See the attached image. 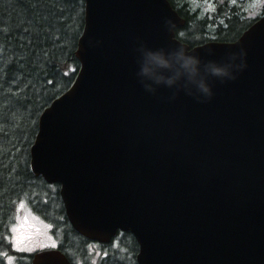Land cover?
<instances>
[{
  "label": "water",
  "instance_id": "1",
  "mask_svg": "<svg viewBox=\"0 0 264 264\" xmlns=\"http://www.w3.org/2000/svg\"><path fill=\"white\" fill-rule=\"evenodd\" d=\"M83 1L80 70L39 116L33 175L59 185L81 237L129 232L136 264H264V16L189 49L167 0ZM30 264L71 263L50 248Z\"/></svg>",
  "mask_w": 264,
  "mask_h": 264
},
{
  "label": "trees",
  "instance_id": "2",
  "mask_svg": "<svg viewBox=\"0 0 264 264\" xmlns=\"http://www.w3.org/2000/svg\"><path fill=\"white\" fill-rule=\"evenodd\" d=\"M167 1L185 21L175 29V38L189 49L233 43L257 19L246 20L226 0L214 3L209 20L200 18L189 1ZM83 15V0H0V264H10L8 257L11 264H30L39 251L19 252L7 241L17 204L24 200L51 227L54 247L71 264H136L138 245L129 232L118 231L107 245L82 238L66 218L59 185L46 183L30 168L39 116L69 89L78 72L75 52ZM91 245L100 253L92 262Z\"/></svg>",
  "mask_w": 264,
  "mask_h": 264
},
{
  "label": "rangeland",
  "instance_id": "3",
  "mask_svg": "<svg viewBox=\"0 0 264 264\" xmlns=\"http://www.w3.org/2000/svg\"><path fill=\"white\" fill-rule=\"evenodd\" d=\"M192 6V10L197 11L200 18L212 19L215 2L223 0H186ZM229 5H236L244 18L248 21L260 17L261 11L264 10V0H226ZM7 241L11 242L13 248L19 252L31 253L35 250L57 245L56 239L51 234V227L41 218L36 216L28 207L26 201H21L17 204L13 223L9 229ZM91 255V262L99 253V248L96 245H91L88 250ZM120 260H125L120 254ZM6 261L11 264V258H6ZM77 264H82L79 260Z\"/></svg>",
  "mask_w": 264,
  "mask_h": 264
},
{
  "label": "clouds",
  "instance_id": "4",
  "mask_svg": "<svg viewBox=\"0 0 264 264\" xmlns=\"http://www.w3.org/2000/svg\"><path fill=\"white\" fill-rule=\"evenodd\" d=\"M146 64L158 66V67H166L167 66V62L159 54H148ZM195 64H196V61L194 59L186 58V59H183V63L181 66L189 74H195V72H196ZM142 72L145 75H149L150 74V68L148 66H145L142 69ZM213 74L221 75V74H223V71L221 69L214 68ZM201 90L206 94L208 93V89L206 87H204L203 85H201Z\"/></svg>",
  "mask_w": 264,
  "mask_h": 264
},
{
  "label": "bare ground",
  "instance_id": "5",
  "mask_svg": "<svg viewBox=\"0 0 264 264\" xmlns=\"http://www.w3.org/2000/svg\"><path fill=\"white\" fill-rule=\"evenodd\" d=\"M81 34H82V33H81ZM78 40H79V39H78ZM77 44H78V43H77ZM77 50H78V46H77V48H76V52H77ZM76 59H77V57H76ZM77 61H78V59H77ZM78 63H79V69H78V71H79V70H80V62L78 61ZM77 73H78V72H77ZM76 75H77V74H76ZM64 93H65V92H64ZM64 93H63V94H64ZM63 94H62V95H63ZM62 95H60V96H62ZM60 96H59V97H60ZM59 97H58V98H59ZM58 98H56V99H58ZM56 99H55V100H56ZM55 100H53V101H55ZM53 101H52V102H53ZM52 102H51V103H52ZM50 105H51V104H50ZM50 105H49V106H50ZM49 106H48V107H49ZM45 109H46V108H45ZM229 204H230V208H231L232 210H236V211H238V210H240V209L242 210L243 207H244L243 203H241V202H239V201H236V200H231V201L229 202ZM104 245H107V244H104Z\"/></svg>",
  "mask_w": 264,
  "mask_h": 264
},
{
  "label": "snow or ice",
  "instance_id": "6",
  "mask_svg": "<svg viewBox=\"0 0 264 264\" xmlns=\"http://www.w3.org/2000/svg\"><path fill=\"white\" fill-rule=\"evenodd\" d=\"M38 259L43 260V259H50V258L49 257H39Z\"/></svg>",
  "mask_w": 264,
  "mask_h": 264
}]
</instances>
